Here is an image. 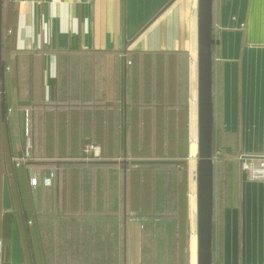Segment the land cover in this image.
<instances>
[{"label":"crops","instance_id":"1","mask_svg":"<svg viewBox=\"0 0 264 264\" xmlns=\"http://www.w3.org/2000/svg\"><path fill=\"white\" fill-rule=\"evenodd\" d=\"M212 24L213 264H264V180L238 160L264 154V0H213ZM2 25L0 264H186L166 202L180 165L132 161H181L197 0H3Z\"/></svg>","mask_w":264,"mask_h":264},{"label":"water","instance_id":"2","mask_svg":"<svg viewBox=\"0 0 264 264\" xmlns=\"http://www.w3.org/2000/svg\"><path fill=\"white\" fill-rule=\"evenodd\" d=\"M213 0H197L196 45V264H213L214 163L212 160L213 108ZM0 0V55H1ZM169 160H134L137 163H174Z\"/></svg>","mask_w":264,"mask_h":264},{"label":"rangeland","instance_id":"3","mask_svg":"<svg viewBox=\"0 0 264 264\" xmlns=\"http://www.w3.org/2000/svg\"><path fill=\"white\" fill-rule=\"evenodd\" d=\"M191 86L193 88V82H191ZM195 88H196V83H195ZM191 98H192V89L190 95V102H191ZM189 114L190 113L185 115L184 122L181 126V132L178 135L176 131L175 138H173L174 144L173 146L170 147L172 151L171 153L175 156V158L181 160L184 163V168L181 165L178 168H175L173 166H166V168L168 167L169 169H171V180L169 185L170 195H168L166 198V202L167 205L170 207V210L167 209V212L171 215V217H173V220L175 221V223H173V226L168 227V229L170 228L171 234L173 233L174 237H176V235L179 237V241H181V238H183V248L181 249H183L185 252L184 258L187 260L186 264H190L189 243L192 234L196 232V224H195L196 223V172L195 171H196V161H197V148L195 150L193 144H194V140L195 141L197 140V137L195 139L194 136L190 133ZM196 136H197V122H196ZM192 148L195 150V152H193ZM216 148L219 147L214 146V149ZM179 169H181L184 172V177H185L184 182H182L180 173H177V170ZM216 169L217 170L219 169V165L216 166ZM176 222L178 223V227H176ZM165 237H166V233L165 231H163L162 238ZM168 240H170L169 235H168ZM170 249L174 250L175 246L169 245L168 250ZM192 260L193 257L191 256V263L193 264Z\"/></svg>","mask_w":264,"mask_h":264},{"label":"built area","instance_id":"4","mask_svg":"<svg viewBox=\"0 0 264 264\" xmlns=\"http://www.w3.org/2000/svg\"><path fill=\"white\" fill-rule=\"evenodd\" d=\"M47 0H19L20 3H40ZM73 1H85V0H73ZM197 148V140H194ZM81 151L83 155L89 159H99L101 157L100 146L92 141H86L82 147ZM220 149L216 148L212 151V160L214 165L218 163ZM238 160L240 163V168L245 172L246 176L251 180H264V154H254V153H240L238 155ZM32 185L37 184V178L32 175L30 178Z\"/></svg>","mask_w":264,"mask_h":264},{"label":"trees","instance_id":"5","mask_svg":"<svg viewBox=\"0 0 264 264\" xmlns=\"http://www.w3.org/2000/svg\"><path fill=\"white\" fill-rule=\"evenodd\" d=\"M2 2H3V0H2ZM2 42H3V25L1 26V48H2ZM0 68H1V71L3 70V63H2V61H1V64H0ZM2 98H3V95H2V93H1V101H0V120H2L3 119V103H2ZM214 142H213V136H212V151L214 150ZM176 165H181V166H183V168H184V163L182 162V161H177L176 163H175ZM213 224H214V221H213ZM194 242H195V237L192 239V241H191V244H192V247H191V256L193 257V260H192V262H193V264H194V261H195V258H194V256H195V248H194ZM213 247V246H212ZM196 262V261H195Z\"/></svg>","mask_w":264,"mask_h":264},{"label":"bare ground","instance_id":"6","mask_svg":"<svg viewBox=\"0 0 264 264\" xmlns=\"http://www.w3.org/2000/svg\"><path fill=\"white\" fill-rule=\"evenodd\" d=\"M195 59H193V63L192 64H195ZM196 65V64H195ZM196 102H197V99L196 97L191 99V102H190V105L192 106L194 104V108H195V112H196ZM190 133L194 136V138L196 139V117H195V120H194V127L191 128V123H190ZM195 143L193 144V147L195 148ZM196 150V149H195ZM195 152V151H193ZM195 236V240H196V232L192 234V237Z\"/></svg>","mask_w":264,"mask_h":264}]
</instances>
